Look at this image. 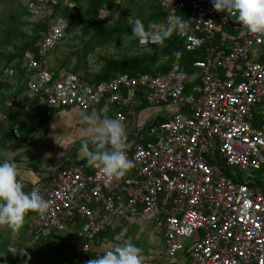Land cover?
I'll list each match as a JSON object with an SVG mask.
<instances>
[{"label": "built area", "instance_id": "built-area-1", "mask_svg": "<svg viewBox=\"0 0 264 264\" xmlns=\"http://www.w3.org/2000/svg\"><path fill=\"white\" fill-rule=\"evenodd\" d=\"M58 5L59 0L26 3L32 18L48 24L39 43L42 58L64 36L52 18ZM161 5L167 16L186 12L187 26L178 33L187 51L210 43L227 29L237 38L228 41L227 51L208 50L206 59L194 62L198 73L185 75L175 62L155 77L120 74L98 84L75 74L54 80L31 51L23 52L22 66L30 74L27 90L43 96L48 109L90 110L108 100L123 122V112L133 113L143 102L177 107L167 119L135 130L138 140L127 149L134 166L122 178L109 179L102 169L68 157L31 186L23 181L24 189L38 188L51 201L45 216L31 212L30 239L64 231L81 218L74 259L88 262L105 252L95 250L103 231L122 225L113 242H131L127 232L137 223L164 240V252H157L161 256L175 258L186 251L182 264H264V189L258 184L260 173L264 175V115L259 127L250 123L254 106L264 98V38L215 10L211 0ZM166 26L164 21L148 31ZM138 45L158 44L138 40ZM252 46L260 47V59L250 58ZM14 73L10 67L3 70L4 77ZM194 82L198 84L191 87ZM12 130L17 134L16 127ZM145 137L148 140L143 141Z\"/></svg>", "mask_w": 264, "mask_h": 264}, {"label": "crops", "instance_id": "crops-1", "mask_svg": "<svg viewBox=\"0 0 264 264\" xmlns=\"http://www.w3.org/2000/svg\"><path fill=\"white\" fill-rule=\"evenodd\" d=\"M28 1L29 0H0V10L1 7L7 3H10V5L12 6L11 11H8L7 14L5 11L1 10L0 15L3 14L4 18H6L7 16L9 18L12 16H16V18H18V21H16L17 23L24 24L27 22L28 24H33L32 23L33 21H40L43 22V25L46 26L45 29L42 30V32L39 35L40 39L39 42L36 44L38 46V50L36 52L32 50H28V51H31L35 55V57L41 62L43 68L48 69V71H50L53 74L55 80H60L63 75L75 74L79 79L85 81L86 83L95 84V83H89L86 80L82 79L80 77L82 76V72L87 71L88 73L90 72V74L96 73L99 70L102 63V61L100 60L101 56H105V55L113 56L114 58L120 59L121 56L124 55L123 53H121V50H123V48L124 49L128 48L129 50H131V54L136 53L137 51H135V49L129 48L127 45V41H128L127 35L130 33L129 30H132L135 20L137 18H140L143 21L146 30H150L155 25L163 22L161 16V12L163 10L161 5L162 1L175 3L179 0H98L99 3H103L102 8L99 10L98 19L104 23L106 27L105 29L99 27L93 28L91 26L87 27V23H85V21H83L82 18L75 16L78 15L80 11L81 12L84 11L88 0H78L77 2L76 0H59L58 6H60V8L56 9L58 7L57 6L52 16L54 22L63 28L64 36L62 41L58 45H60L64 40L87 41L89 39L97 38L96 34L104 32L105 30H108L110 28L118 29V31L114 32L109 37H105L110 39L109 40L110 42H107L103 46V47L111 46L115 48L116 52L114 53L116 54L114 53L102 54L98 57L97 62H93V63L89 61V55L87 54L84 64L85 67L83 65L85 69H80L76 71V73H73L70 70L71 68H73L72 66L76 62V56L78 51L71 52L70 50L67 52V51L59 50L55 55L51 54L50 51V53H48L46 56L42 58L41 54L39 53V43L41 41L43 33L48 27V24L42 18H32L27 13L26 3ZM67 3H69L70 5H68ZM65 8L68 9V12L64 11ZM184 19H186V14L184 15ZM30 29L32 31L31 25H30ZM24 30L29 33H32L30 30L27 29ZM217 34H215V36ZM232 38L233 39L237 38V33L229 31V36L227 38L229 44ZM100 39H103L102 36ZM119 41H125V43L123 44L117 43ZM113 42H115L117 46H113L114 45ZM58 45L56 46V48L58 47ZM85 45L86 43L84 42L83 49H85ZM103 47H99V48H103ZM138 47L143 49V50L140 49L141 51L149 50V46L141 47L138 45ZM227 47L228 45L224 44L223 48L218 49L217 51H227L228 50ZM82 51L83 50H81V52ZM207 55L203 59L197 61H202L206 59ZM72 58L75 59L71 60ZM250 58L253 60L260 59L259 46H252L250 51ZM4 62H5L4 60L3 62H1V67H0L1 69L0 82L4 83L0 85V129H1L0 130V160L7 158L9 160L14 161L18 169V174H19L18 178L22 179V181L27 183L28 186H31L32 184L37 182L41 177H45L46 174H48L54 168L60 166L62 162L68 157L70 159H75L87 163L86 154L81 150V142L83 139H85L83 134V129L86 127V122L82 119L83 114L85 113L90 114L95 112L101 117L104 115L115 117V113L118 111V109L112 104H110L108 100L101 102L99 105L95 106V108L90 110L76 106L48 109L44 104L43 96L41 97L33 96L28 92L26 87V81L30 77V74L25 71L22 64L20 65V68L17 69L15 66L16 59L12 60L8 65L2 66ZM175 62L179 63V61H175ZM173 63L171 64V66L173 65ZM8 67L14 69L15 71L12 77L3 76V70ZM198 72L199 71L195 69L194 72L192 73L194 74ZM120 74H127V73H117L113 78H115ZM138 74L141 73H137L136 75ZM108 81H103V82H108ZM194 84H198V83L197 82L192 83L191 87ZM124 95H126V93H124ZM135 96L139 98V94L135 93ZM10 98L13 99L12 105L7 104V101ZM5 108L19 110L20 111L19 118L22 119V122L20 123L15 122L12 125H9V120L7 116L4 115L2 112L3 110H5ZM176 108L177 107L174 105L149 106L143 102L140 105V107L135 108L133 113L123 112L124 113L123 123L126 127L127 133H129V143H135L138 140L137 135L134 134L135 130H137L138 128H145L153 120H155V122H158L167 119L168 114L175 111ZM263 112H264V98L260 103L254 106L251 112V116H250L251 125L255 127H259L260 125L263 124V115H264ZM13 127H16L17 134L13 132L12 130ZM146 140H148L147 137H145L143 141ZM259 177L260 180L258 181V184L262 189H264V175L260 173ZM27 191L28 189L26 190V192ZM79 220H80L79 227H76L75 224L72 227H67L65 229L66 230L65 232L72 231L74 233V236L71 238L72 241L71 247L73 249L74 255L78 249L76 235L80 231L84 221L81 218ZM32 221H33V216L32 213L30 212V215L27 216L24 224L28 223L30 225ZM4 227L5 228L1 230L2 232L4 230L6 231L7 225L6 226L4 225ZM122 227L123 226L120 225L116 227L114 230H110V229L107 230L109 233L112 234V242H113V236L116 233L120 232L122 230ZM142 230L143 229L140 227L138 232L141 233ZM107 231H103V232H107ZM145 231H148L145 232L147 239L151 240L149 241L150 244H148L146 249L142 252L143 255L147 256L146 261H158L161 262V264L183 263V259H185V257L187 256L186 251L183 254V256L180 257L178 256L175 258H167L166 256H161V254L157 252H161V253L164 252L166 243L162 238L152 233L150 230H145ZM13 236L17 238L16 234ZM24 238L25 241L21 243L23 247L22 249H24V247L26 246H30L33 243V241H31L30 239V235H27L25 233ZM42 238H46V237H42ZM101 240L102 242L100 245H97V248L95 249L96 251L98 250L104 252L107 250V248L110 245L116 244L115 242L112 243L111 240H109L108 238H103ZM9 244H15V246L18 247L20 243L18 242V239H15L14 242L10 241ZM26 254L27 251L26 253L25 252L20 253L18 256L24 258Z\"/></svg>", "mask_w": 264, "mask_h": 264}, {"label": "trees", "instance_id": "trees-1", "mask_svg": "<svg viewBox=\"0 0 264 264\" xmlns=\"http://www.w3.org/2000/svg\"><path fill=\"white\" fill-rule=\"evenodd\" d=\"M77 1L78 0H76V2ZM102 6L103 3H99L98 0H88L84 11H80L79 14L75 16L82 18V20L87 23V27L91 26L93 28L99 27L105 29L106 27L104 23L98 19L99 10L102 8ZM58 8H60V6H58L56 9ZM64 11L68 12V9L65 8ZM185 14L186 12L183 10L176 11V15H180L183 18ZM161 16L163 22L165 21L167 23L168 16L163 10L161 12ZM6 18H8L9 21L3 22V28L0 29V67L1 62H3V60L5 62L4 64H2V66H5L8 65L12 60L16 59L15 66L17 69H19L21 65L20 57L22 56V53L25 50H32L34 52L38 50V46L36 44L39 42L40 33L42 32V30L45 29L46 26L43 25V22L40 21H33V24H28L27 22L24 24H19L16 22L18 21V18H16V16H12L10 18L7 16ZM21 25H31L32 31L31 29L30 31L32 33H29L22 29ZM227 30H224L223 32L217 34L210 43H206L205 45L198 47L192 51L186 50L185 39L176 31H174L173 34L165 40L163 45L158 44L154 46H149L148 51H141L138 47V38H133V36L131 35L132 30H129L130 33L127 35V45L129 48L135 49L137 51L136 53L128 55L124 54L121 56L120 59L114 58L113 56H101L100 60L102 61V63L99 70L96 73L91 74L90 72L88 73L87 71H83L82 76L80 77L89 83L95 84L103 81H108L113 78L117 73H127L131 76H134L137 73H145L155 77L160 74L166 73L170 69L171 64L175 61H179L181 67L183 68L184 74L188 75L194 72L195 70L193 67L194 62L203 59L208 53L207 50L216 51L218 49L223 48L224 44L227 45L229 31L233 32L230 29ZM116 31H118V29L110 28L108 30H105L104 32L96 34L98 39L93 38L87 40L85 49L82 52L81 50L77 52L76 62L74 63V65L72 66L73 68H71L70 71L76 73V71L80 69H85L84 64L86 60V55L89 53L88 50L92 52L96 48L103 47L107 42H110V39L105 37H109ZM101 36L103 39H100ZM177 52L180 53L179 56L176 55ZM53 79L55 80L54 76ZM1 84L4 83L0 82V85ZM188 88L189 87H186V91H188ZM2 112L4 115L7 116L9 120V125H12L15 122H22V119L19 118V110L5 108V110H3ZM24 190L26 191L27 189ZM29 215L30 212L26 215L25 220ZM79 226L80 220L78 218L76 227ZM29 228L31 229L28 223L23 224L22 228L18 231V233H16V239H18V242L20 243L17 248H23L21 243L25 241V233L27 235H30L29 232L31 231ZM65 231L66 230L61 232H52L46 238H42L39 241H33L30 246L24 247V249H26L27 251V254L24 256V258H22L18 256L20 252L12 254L8 250V245L11 241V234L10 229H7L6 231L4 230L1 233L2 235H0V255H3L0 256V264H86L87 259H84V261L80 262L75 261V255L71 247V238L74 236V233L72 231ZM99 236L102 239L108 238L112 242V234L108 231L102 232ZM51 238H53V243L49 242ZM92 253L93 252H88V255L90 256L92 255Z\"/></svg>", "mask_w": 264, "mask_h": 264}, {"label": "clouds", "instance_id": "clouds-1", "mask_svg": "<svg viewBox=\"0 0 264 264\" xmlns=\"http://www.w3.org/2000/svg\"><path fill=\"white\" fill-rule=\"evenodd\" d=\"M211 3L215 10L235 17L246 32L264 36V0H211ZM186 26L187 22L182 16L170 14L167 26L162 31L149 32L143 21L137 18L131 35L138 38L141 44L150 41L163 45L174 31H184ZM176 55L179 56L180 53L177 52ZM82 119L86 122V127L83 129L85 139L81 142V150L86 154L87 164L102 169L109 179L124 177L134 166V161L127 152L130 144L122 119L107 115L101 117L95 112L83 114ZM18 175L14 161L7 158L0 160V225H7L14 235L24 224L29 212L45 216L51 206V201L38 188L33 187L26 192ZM87 248L88 245H85L86 250ZM8 250L16 254L23 253L26 249L9 244ZM142 252L138 245L125 241L110 245L102 255L90 259L87 264H146L147 256Z\"/></svg>", "mask_w": 264, "mask_h": 264}, {"label": "rangeland", "instance_id": "rangeland-1", "mask_svg": "<svg viewBox=\"0 0 264 264\" xmlns=\"http://www.w3.org/2000/svg\"><path fill=\"white\" fill-rule=\"evenodd\" d=\"M11 9H12V6L10 5V3H7V4H5L4 6L1 7V10L5 11V12L11 11ZM8 21H9L8 18H4L3 14H1L0 15V29L3 28V24H4L3 22H8ZM21 26H22L23 29L30 30V25H27V26L21 25ZM84 42L86 43V41H81V40H64L60 45H58L57 48L55 47V48H53L51 50V54L55 55L57 53V51H59V50L60 51H67V52L70 51V50H71V52L72 51L84 50L83 49ZM113 43H114L113 46H117V44H115V42H113ZM117 43H122L123 44V43H125V41H119ZM114 49L115 48L109 46V47H103V48H96L92 52L90 50H88L89 51V53H88L89 61L91 63L97 62L98 57L100 55L105 54V53H109V54L114 53V52H116V49L115 50ZM140 49L143 50L142 48H140ZM121 53H123V54H131V50H129L128 48H126V49L123 48V50H121ZM114 54H116V53H114ZM74 59L75 58H72L71 60H74ZM140 227H142V226L137 224V223H134V224L130 225L129 229H128V232H127V236L130 238L131 243H134V244L138 245L144 251L146 249L147 245L150 244L149 241H151V240L147 239V236H146V233H145V232H148V231H145L147 229L142 230L141 233L138 232ZM4 228H5L4 225H0V235H2L1 234V232H2L1 230L4 229ZM7 229H10V228H8V226H7ZM10 234H11L10 240L14 242L16 238H15V236H13L14 234L12 233L11 229H10ZM151 239H152V237H151ZM49 242L53 243V238H51L49 240ZM25 253H26V251H25Z\"/></svg>", "mask_w": 264, "mask_h": 264}]
</instances>
